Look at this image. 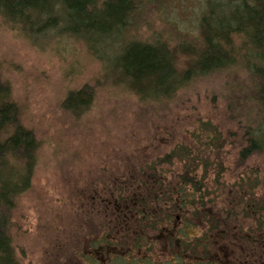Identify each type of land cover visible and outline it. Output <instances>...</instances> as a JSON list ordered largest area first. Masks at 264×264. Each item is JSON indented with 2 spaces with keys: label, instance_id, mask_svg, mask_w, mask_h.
<instances>
[{
  "label": "trees",
  "instance_id": "obj_1",
  "mask_svg": "<svg viewBox=\"0 0 264 264\" xmlns=\"http://www.w3.org/2000/svg\"><path fill=\"white\" fill-rule=\"evenodd\" d=\"M158 1L0 0V16L28 38L54 32L79 39L89 48L118 42L120 48L109 60L110 74L140 101L170 102L197 80L226 76L225 112L237 127L235 132L224 135L218 125L199 120L190 143L176 144L145 164L141 173L117 179V205L129 204L124 203V190L134 188L140 192L136 193L138 207L132 208V218L125 210L115 213L121 232L109 228L99 240H92L91 259L85 260L87 264H243L238 258L248 255L252 264V254L264 256L263 218L256 221L257 229L250 224L243 229L238 212L246 218L247 210L263 214L264 177L256 201L252 192L256 171L237 175L226 189L229 200L221 219L211 216L202 204L210 195L202 190H209L205 183H210L209 168L214 172L212 182L220 183L226 146H232L239 161L264 156V0L207 1L196 34H185L174 44L164 39L119 41L147 2ZM90 99V92L83 89L68 94L63 105L75 112ZM19 115L9 85L0 77V264H20L8 234L9 218L16 198L29 187L39 147ZM241 201L244 210L239 209ZM177 213L182 214L178 219ZM249 218L253 220L252 215ZM205 220L210 227L203 232ZM196 229L201 234L190 238L189 232ZM156 243L169 251L159 258L162 263L159 256L147 253ZM104 257L105 263L98 260Z\"/></svg>",
  "mask_w": 264,
  "mask_h": 264
},
{
  "label": "rangeland",
  "instance_id": "obj_2",
  "mask_svg": "<svg viewBox=\"0 0 264 264\" xmlns=\"http://www.w3.org/2000/svg\"><path fill=\"white\" fill-rule=\"evenodd\" d=\"M207 1L213 0L147 2L118 40L164 39L174 44L185 34H196ZM119 48L114 40L89 48L79 39L54 32L24 37L0 16V77L9 85L21 125L31 130L39 146L29 187L16 198L9 218L8 234L20 264H87L92 240H99L109 228L121 232L117 224L104 221L105 208L97 205L106 192L116 189L117 179L131 178L172 146L190 143L199 120L218 125L224 135L237 128L225 112L226 76L197 80L170 102L140 101L110 74L109 60ZM83 89L90 92V102L84 109L67 110L63 105L67 95ZM221 156L220 183L212 182L214 172L209 168L210 183L205 182L209 190H202L210 194L202 204L220 219L228 205L226 189L237 175L256 171L252 191L256 201L264 177L262 155L239 161L232 146H226ZM241 203L239 209L244 210ZM238 213L240 228L250 224L257 229L261 218L264 225V211L247 210L252 221ZM187 216L194 217L192 208ZM203 224L204 232L210 226L207 220ZM201 232H189L190 238ZM150 252L164 258L169 251L156 243ZM252 256L258 264L264 259Z\"/></svg>",
  "mask_w": 264,
  "mask_h": 264
},
{
  "label": "flooded vegetation",
  "instance_id": "obj_3",
  "mask_svg": "<svg viewBox=\"0 0 264 264\" xmlns=\"http://www.w3.org/2000/svg\"><path fill=\"white\" fill-rule=\"evenodd\" d=\"M137 176V175H136ZM116 190H111L109 192H106V195H104L103 198L99 199L100 202L97 203V205H99L100 207L105 208L104 210H101V212L103 213V219L104 221H111L113 222V224H117L119 226V222H118V217L119 216H115L114 214H118V212H122L123 210H125L128 214V217L132 218V214H133V210L132 208L135 209L138 207L137 203H136V193H140L139 190H135L134 188H129L124 190V193L126 194L123 199L124 203H129L127 205H117V200H116ZM143 193H145L144 191H142V195ZM108 219V220H107ZM114 220V221H113ZM116 234V233H115ZM114 254V253H112ZM106 256V255H104ZM244 257H247L246 259H242L241 262L243 264H250V260H249V256L245 255ZM160 258V256L158 257V259ZM99 261H102L103 263L106 262V258H98ZM252 264H257V262L255 260L252 261Z\"/></svg>",
  "mask_w": 264,
  "mask_h": 264
}]
</instances>
